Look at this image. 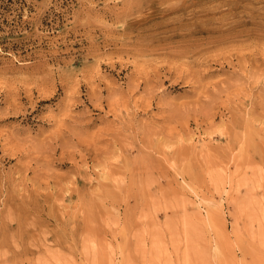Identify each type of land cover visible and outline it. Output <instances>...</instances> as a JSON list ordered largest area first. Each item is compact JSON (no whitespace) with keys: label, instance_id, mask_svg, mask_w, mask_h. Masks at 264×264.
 <instances>
[{"label":"rangeland","instance_id":"rangeland-1","mask_svg":"<svg viewBox=\"0 0 264 264\" xmlns=\"http://www.w3.org/2000/svg\"><path fill=\"white\" fill-rule=\"evenodd\" d=\"M0 1V264H264V0Z\"/></svg>","mask_w":264,"mask_h":264},{"label":"trees","instance_id":"trees-1","mask_svg":"<svg viewBox=\"0 0 264 264\" xmlns=\"http://www.w3.org/2000/svg\"><path fill=\"white\" fill-rule=\"evenodd\" d=\"M1 1V0H0ZM3 2H5V3H11V0H4ZM0 8H2L1 6H0Z\"/></svg>","mask_w":264,"mask_h":264}]
</instances>
